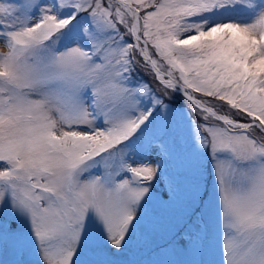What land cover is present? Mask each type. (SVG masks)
I'll return each mask as SVG.
<instances>
[{
  "label": "snow or ice",
  "instance_id": "obj_1",
  "mask_svg": "<svg viewBox=\"0 0 264 264\" xmlns=\"http://www.w3.org/2000/svg\"><path fill=\"white\" fill-rule=\"evenodd\" d=\"M0 264H264V0H0Z\"/></svg>",
  "mask_w": 264,
  "mask_h": 264
},
{
  "label": "rangeland",
  "instance_id": "obj_2",
  "mask_svg": "<svg viewBox=\"0 0 264 264\" xmlns=\"http://www.w3.org/2000/svg\"><path fill=\"white\" fill-rule=\"evenodd\" d=\"M145 79H148V77H145ZM176 109L179 111L181 108H187L188 102L185 101L183 98L179 99L175 104ZM135 258H147V251H144L143 253H137ZM218 258V257H217Z\"/></svg>",
  "mask_w": 264,
  "mask_h": 264
}]
</instances>
